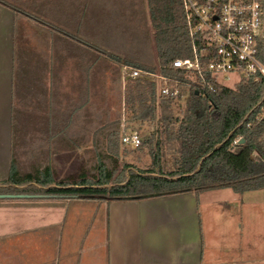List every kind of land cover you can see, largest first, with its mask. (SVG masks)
<instances>
[{
	"label": "crops",
	"instance_id": "obj_1",
	"mask_svg": "<svg viewBox=\"0 0 264 264\" xmlns=\"http://www.w3.org/2000/svg\"><path fill=\"white\" fill-rule=\"evenodd\" d=\"M19 1L21 4L16 5L26 13L0 4V70L5 76V100L9 106H18L12 101H19L20 95L27 96L24 91H28V102L37 101L38 107L69 105L63 104L59 97L70 90L69 75L75 76L74 90L80 91L81 96L93 90L90 88L93 82L101 83L104 79L109 82L111 74L123 94V67L152 65L142 58L139 48L131 52L124 47L114 49L116 53L105 49L112 43L110 37H117L119 32L114 30L111 36L109 32L103 36L91 33L88 23L94 22L90 13L94 7L86 0L81 5L76 0ZM112 1L125 7L118 17L125 26L144 14L148 22L149 13L143 1ZM124 34L119 35L123 40ZM108 54L118 55L126 62L103 63L102 58ZM100 70L105 72V78ZM58 116L60 112L38 114L37 121L59 124ZM8 120L11 124L12 115ZM56 128L48 125L34 136H24L36 141L29 144L26 152L29 162L26 167L21 166L23 171L38 163L52 164L60 143L57 141L69 138L67 131ZM34 152L44 153L45 159L30 160ZM6 155L2 164L5 174L0 180L10 173L13 155L10 156V151ZM223 190H211L219 193L214 199L206 194L211 191L129 201L2 198L0 264H251L254 261L251 255L240 250L242 255L234 245L225 249L219 241L222 229L228 230L226 220L232 215L234 226L229 230L245 239L244 228L249 221L245 212L252 196L231 189L232 194L220 192ZM225 199L236 206L238 203L239 212L225 211Z\"/></svg>",
	"mask_w": 264,
	"mask_h": 264
},
{
	"label": "trees",
	"instance_id": "obj_2",
	"mask_svg": "<svg viewBox=\"0 0 264 264\" xmlns=\"http://www.w3.org/2000/svg\"><path fill=\"white\" fill-rule=\"evenodd\" d=\"M141 1L148 9L158 63L129 66L161 73L171 79L170 84L178 82L181 87L179 96L172 97L160 95L158 82L151 76L125 79V113L133 115L132 121L154 124L148 142L155 147L150 166L137 168L121 162L119 118L94 131L96 158L92 168L83 164L76 172L56 179L50 164H34L23 171L13 156L9 176L0 180V194L129 201L218 189L237 194L264 189V79L243 78L233 87L207 92L189 86L185 73L172 65L177 58L192 56L182 0ZM0 4L26 13L9 0H0ZM108 55L123 61L118 55ZM260 57L264 63V37ZM12 111L15 139L20 129L16 127L18 112L15 108ZM166 148L173 155L171 169L164 166Z\"/></svg>",
	"mask_w": 264,
	"mask_h": 264
},
{
	"label": "rangeland",
	"instance_id": "obj_3",
	"mask_svg": "<svg viewBox=\"0 0 264 264\" xmlns=\"http://www.w3.org/2000/svg\"><path fill=\"white\" fill-rule=\"evenodd\" d=\"M9 1L15 4H21L19 0ZM86 1L94 7L93 11L90 12L94 15V22L88 23V29L91 33L103 36L105 33L109 32V36H111L114 30L116 32L118 31L119 33H117L119 35H122V32H125V40L120 38L121 36L119 37V35H117V37L113 35V37H110L112 43L108 44V47L105 49H110L113 53L115 52L113 51L114 49L121 50L123 47L130 52L139 48L142 58L151 62L152 65H157L158 57L153 39V29L149 23V19L147 22L145 14L141 15L139 20H136V18L135 21L129 20L128 24L125 26L118 18L119 14L125 10V7L115 4L112 0ZM76 3L81 5L84 3V0H76ZM77 45L81 46L80 44ZM109 60L113 62L114 59H111L110 56L102 58L103 63H107ZM100 72H102V77L105 78V72L103 73L102 70H100ZM115 72L117 73V70ZM95 73H97V71H95ZM90 77L91 76L89 75L88 78ZM100 77L101 76L98 74L97 78L100 79ZM113 77L114 75L111 74L109 82H105V79L104 82L101 80V83H97V81L93 82L92 86L90 85V88L93 90H90L86 94L84 92L81 96L82 93H80V91L76 92V89L74 90L73 81L75 80V76L69 75L67 78L70 90L69 92H65V94L59 96L61 97L60 100L62 103L65 102L69 105L60 104L55 107H38L37 101L30 100L28 102V91H24L27 96L23 93L24 96L20 95L21 98L19 101L14 99L12 102L18 106L12 107L9 106L7 104V100H5L7 88L5 85V76L1 74L0 70V177L5 174L4 166L2 164L4 163V160H6V154L9 151L10 156L13 155L15 157L20 167L22 165L23 167H26L25 164L29 162H26V159H28L26 154L27 149L30 146L29 144L35 142L36 140H31L30 138L25 139L24 136L27 134H29V136H34L36 135V131L39 132L40 130H46L48 125L58 127L55 130L61 129L64 130L63 132L67 131L66 135L69 137L60 138V141H57L60 143L57 146V154L53 155L55 161L53 160L51 164L55 172L56 179H61L76 172L83 164H86V167L90 169L92 168L96 158L95 150L93 149L94 131L106 122L119 118L121 119L122 124H128L127 131H138L143 140V145L137 149L130 146H124L122 144L121 162L132 164L137 168L149 167L152 162V151L155 149L152 144L148 143L150 131L154 127V124L132 121L133 115L125 113L122 89L117 82L115 83L113 81ZM240 78L241 77L239 75H231V79L226 82V85L233 87L235 83L240 80ZM99 87L102 90H98ZM21 93L22 92L20 91V94ZM35 95L32 97H35ZM15 96H17V91H15ZM14 108L18 112V122L16 127L20 129L19 134L15 139L12 134V126L8 120L10 115H12V110ZM56 112H60V116H58V118L60 117L61 121L59 124H48L42 120L41 122L37 121L38 114H52ZM65 126H67L66 129L63 128ZM30 157V160L34 158H38L40 160L41 157L45 159L44 153L38 154V152H34V154L30 155ZM163 161L165 167L169 169L173 168V155L171 154L169 148H166L163 151ZM216 192L218 191H211L206 194H209L211 196L210 198L214 199L219 195V193ZM220 192H227L228 194L233 193L229 189H224ZM248 192L249 193L246 196L252 197L250 201L248 200L250 206L247 207L248 210L245 212L247 219L249 218L250 221H248L249 224L246 222V228H244L245 239H243L241 235L236 236L235 233L232 234V230H229L234 226L232 222L235 218L232 215L226 220V224L229 225V228L228 230L227 228L222 229V235L224 237H220L219 243L222 246H225V249L231 248V246L234 245L237 247L238 252H240V250H244L247 255L252 256L254 261L251 264H264V189ZM223 202L225 211H235V213H237L241 209L238 203L236 206V204L229 202V199H225ZM223 217L225 218V216ZM223 217L222 220L224 219ZM234 229L241 232V229L237 228V226H235ZM246 238L247 241H245ZM244 243L246 244L245 247ZM241 254L243 255V253Z\"/></svg>",
	"mask_w": 264,
	"mask_h": 264
},
{
	"label": "built area",
	"instance_id": "obj_4",
	"mask_svg": "<svg viewBox=\"0 0 264 264\" xmlns=\"http://www.w3.org/2000/svg\"><path fill=\"white\" fill-rule=\"evenodd\" d=\"M182 4L192 40V56L177 58L172 65L185 73L189 86L196 85L207 92L227 86L231 75H239L240 80L264 79L260 57L264 37L262 0H182ZM122 76L125 79L151 76L158 82L160 95L177 97L181 92L178 82L170 84L171 79L161 73L124 66ZM121 142L134 149L143 145L139 132L127 131L124 123Z\"/></svg>",
	"mask_w": 264,
	"mask_h": 264
},
{
	"label": "water",
	"instance_id": "obj_5",
	"mask_svg": "<svg viewBox=\"0 0 264 264\" xmlns=\"http://www.w3.org/2000/svg\"><path fill=\"white\" fill-rule=\"evenodd\" d=\"M198 93V92H197ZM264 101V98H263ZM233 134V132L230 134V136ZM243 141V140H241ZM221 146L218 145L216 148H219ZM36 195H31V194H0V199L2 198H25V197H35Z\"/></svg>",
	"mask_w": 264,
	"mask_h": 264
}]
</instances>
